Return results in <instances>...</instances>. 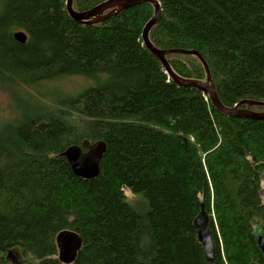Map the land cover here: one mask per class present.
<instances>
[{
  "label": "trees",
  "instance_id": "16d2710c",
  "mask_svg": "<svg viewBox=\"0 0 264 264\" xmlns=\"http://www.w3.org/2000/svg\"><path fill=\"white\" fill-rule=\"evenodd\" d=\"M105 1L74 0L73 8ZM158 1L154 47L198 52L224 106L264 102V0ZM65 3L0 0V84L38 92L44 82H88L0 125V264H17L7 255L16 251L34 264H62L56 237L64 230L83 239L73 264H264L253 237L264 228V123L224 116L168 77L142 41L151 4L85 25ZM166 59L181 79L207 80L198 57ZM84 140L107 146L93 180L76 177L61 156ZM126 190L139 199L130 202ZM202 209L214 262L194 223Z\"/></svg>",
  "mask_w": 264,
  "mask_h": 264
},
{
  "label": "water",
  "instance_id": "95a60500",
  "mask_svg": "<svg viewBox=\"0 0 264 264\" xmlns=\"http://www.w3.org/2000/svg\"><path fill=\"white\" fill-rule=\"evenodd\" d=\"M73 2L74 0H66L65 3L69 17L75 22L85 25H95L124 10L143 3L151 4L154 7V15L143 29L142 41L147 50L162 64L168 77L180 87L192 88L208 96L213 107L224 116L237 119H249L264 123V111L256 112L251 110V108L255 107L264 108V102L243 100L233 107H226L221 103L207 64L198 52L163 51L154 47L150 41L149 34L151 30L159 24L162 18V5L158 0H107L84 12H76L73 8ZM14 38L20 44H26L27 42V36L24 32L15 33ZM171 54L194 55L198 57L206 68L207 80L205 82L185 81L178 77L172 71L166 59V56ZM106 151L107 146L105 142L97 141L92 143L89 140H84L81 145H74L67 148L61 156L67 160L72 173L76 177L84 180H93L100 174V163ZM194 223L197 228L198 240L204 248L207 260L214 262L216 257L215 244L212 232L209 228V216L204 209L199 213ZM253 237L264 258V228L260 225L256 226L253 231ZM56 243L59 261L62 264L75 263L83 246L82 237L74 231L64 230L57 235ZM7 255L8 258L12 260L15 259L12 252H9Z\"/></svg>",
  "mask_w": 264,
  "mask_h": 264
},
{
  "label": "rangeland",
  "instance_id": "374dc122",
  "mask_svg": "<svg viewBox=\"0 0 264 264\" xmlns=\"http://www.w3.org/2000/svg\"><path fill=\"white\" fill-rule=\"evenodd\" d=\"M88 82L80 77H70L62 80H55L53 82H44L38 86L37 91H32L24 86H9L0 84V125L8 122L11 119H23L28 117L34 111V104L52 105L57 100L61 101L64 97L62 95L73 96L86 86ZM37 93V94H36ZM32 95V103L27 95ZM40 95V96H39ZM42 103V104H41ZM262 199L264 200V181L261 189ZM129 201L135 203L139 198L130 194L126 190ZM15 259L13 263L17 264H34L33 261L21 258L19 252H14Z\"/></svg>",
  "mask_w": 264,
  "mask_h": 264
}]
</instances>
